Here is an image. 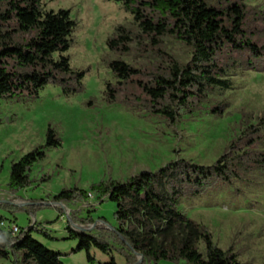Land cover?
I'll return each instance as SVG.
<instances>
[{
    "label": "rangeland",
    "instance_id": "rangeland-1",
    "mask_svg": "<svg viewBox=\"0 0 264 264\" xmlns=\"http://www.w3.org/2000/svg\"><path fill=\"white\" fill-rule=\"evenodd\" d=\"M241 1L259 11L261 22L252 11L248 26L261 24L262 31L256 38L262 43L264 0ZM43 7L71 10L77 26L66 55L73 70H84L85 76L81 87L75 86L68 93L64 92V84L56 81L47 84L37 97L0 98V200L9 202L0 203V215L19 227L35 224L33 237L60 252L65 264H104L110 255L118 264H125V256L119 251L122 245L112 240L110 254L92 247L94 259L89 261L85 250L76 251L78 239L71 237L67 229L69 225L73 228L72 216L76 215L94 221L92 227L81 224L84 231L96 234V225L114 230L118 226L115 202L104 198L99 203L95 192L71 202L59 203L53 196L70 188L91 192L95 184L124 181L141 170L155 171L177 158L213 164L241 135L245 124H258L263 116L264 62L247 66L246 54L221 56L227 72L224 77L231 81V88L209 90L199 109L184 113L180 122L172 126L164 117L152 113L145 102L133 108L106 100V83L117 82L109 60L126 61L138 68L144 79L168 64L122 2L44 0ZM118 25H124L132 34L127 52L107 46V39ZM160 48L182 63L191 57L189 46L170 35L162 37ZM134 87L126 83L120 93L132 96ZM213 106L221 107L223 113H213ZM49 126L56 129L61 145L47 149L46 157L33 165L29 186L11 189L13 163L45 144ZM262 132L264 135V129ZM179 209L205 226L221 248L233 246L239 260L264 264V169L250 167L231 183L220 184L199 196L182 197ZM200 248L204 251L203 243ZM14 260L15 255L10 253L8 258L0 257V264H13ZM158 264L186 262L161 260Z\"/></svg>",
    "mask_w": 264,
    "mask_h": 264
},
{
    "label": "trees",
    "instance_id": "trees-1",
    "mask_svg": "<svg viewBox=\"0 0 264 264\" xmlns=\"http://www.w3.org/2000/svg\"><path fill=\"white\" fill-rule=\"evenodd\" d=\"M44 0H0V98L37 97L50 82H62L64 92L81 87L84 70H73L66 55L73 43L77 22L71 10H46ZM122 2L133 16L150 45L168 63L165 69L141 78V71L122 59H111L108 66L117 82L106 83L109 103L123 102L136 108L145 102L154 114L177 125L184 113H193L214 88L230 89L224 77L226 68L221 56L246 54V65L264 62V41L256 38L261 24L249 27L253 11H259L241 0H108ZM254 22V21H253ZM261 22V21H260ZM170 35L189 46L190 59L182 63L160 48L162 37ZM133 37L124 25H118L107 39L110 50L127 52ZM75 83V85H73ZM135 87L132 96L120 93L124 84ZM76 86V87H75ZM211 111L222 114L219 106ZM2 119L0 118V123ZM264 114L258 124H245L224 153L210 165L177 158L155 171L141 170L128 179L111 180L91 187L63 189L53 196L56 202L84 200L97 194L98 202L108 198L115 202L118 226L107 231L96 225L98 232L73 229L70 236L78 239L76 251L85 250L89 261L96 247L111 253L114 243L125 256V264H158L161 260L186 264H249L239 260L233 246L221 248L212 233L179 209L182 197L202 195L220 184L231 183L244 170L256 166L264 169ZM61 145L56 129L49 126L45 144L24 154L14 162L10 173L11 189L31 184L33 165L43 160L47 149ZM9 203V202H2ZM72 215V212H71ZM1 222L15 224L0 215ZM91 226L92 218L72 216V224ZM35 224L20 227L17 235L0 225V257L15 255L13 264H65L60 252L53 251L32 235ZM204 244V251L200 244ZM104 264H118L110 255Z\"/></svg>",
    "mask_w": 264,
    "mask_h": 264
},
{
    "label": "built area",
    "instance_id": "built-area-1",
    "mask_svg": "<svg viewBox=\"0 0 264 264\" xmlns=\"http://www.w3.org/2000/svg\"><path fill=\"white\" fill-rule=\"evenodd\" d=\"M3 201L0 200V203H2ZM2 227L6 228V229H9L12 233V235H17L19 232H20V227L17 225V224H8L6 222H1L0 224ZM73 228H75V226H77L78 228H80V225L79 224H74L73 223ZM92 227V225H91ZM87 228H90V227H87ZM76 229V228H75Z\"/></svg>",
    "mask_w": 264,
    "mask_h": 264
},
{
    "label": "water",
    "instance_id": "water-1",
    "mask_svg": "<svg viewBox=\"0 0 264 264\" xmlns=\"http://www.w3.org/2000/svg\"><path fill=\"white\" fill-rule=\"evenodd\" d=\"M59 203H60V202H59ZM80 229H81V230H84V228H81V227H80ZM88 229H90V228H88ZM139 263H140V260H139V262H137L136 264H139Z\"/></svg>",
    "mask_w": 264,
    "mask_h": 264
}]
</instances>
